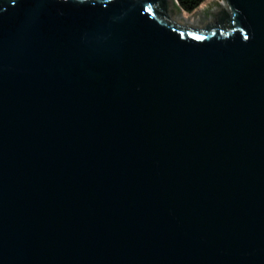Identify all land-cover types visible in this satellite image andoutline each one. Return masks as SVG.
<instances>
[{
	"label": "water",
	"instance_id": "1",
	"mask_svg": "<svg viewBox=\"0 0 264 264\" xmlns=\"http://www.w3.org/2000/svg\"><path fill=\"white\" fill-rule=\"evenodd\" d=\"M0 264H264V0H0Z\"/></svg>",
	"mask_w": 264,
	"mask_h": 264
},
{
	"label": "trees",
	"instance_id": "2",
	"mask_svg": "<svg viewBox=\"0 0 264 264\" xmlns=\"http://www.w3.org/2000/svg\"><path fill=\"white\" fill-rule=\"evenodd\" d=\"M185 14H192L208 0H176Z\"/></svg>",
	"mask_w": 264,
	"mask_h": 264
}]
</instances>
